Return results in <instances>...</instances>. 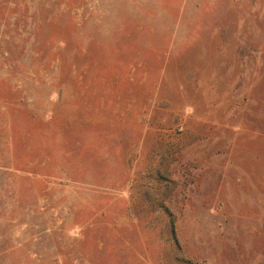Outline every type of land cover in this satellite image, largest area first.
Here are the masks:
<instances>
[{
  "label": "rangeland",
  "instance_id": "1",
  "mask_svg": "<svg viewBox=\"0 0 264 264\" xmlns=\"http://www.w3.org/2000/svg\"><path fill=\"white\" fill-rule=\"evenodd\" d=\"M0 264H264V0H0Z\"/></svg>",
  "mask_w": 264,
  "mask_h": 264
}]
</instances>
